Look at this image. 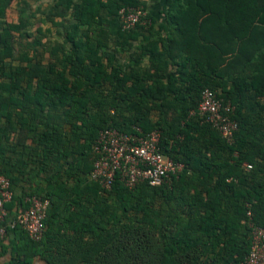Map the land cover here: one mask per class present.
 I'll list each match as a JSON object with an SVG mask.
<instances>
[{"label": "trees", "instance_id": "obj_1", "mask_svg": "<svg viewBox=\"0 0 264 264\" xmlns=\"http://www.w3.org/2000/svg\"><path fill=\"white\" fill-rule=\"evenodd\" d=\"M14 1L0 0L7 221L29 195L51 204L40 240L9 228L0 264H239L264 226V0H53L10 21ZM152 5L165 22L123 28L121 8ZM43 9L51 26L29 29ZM206 88L234 108L232 142L199 111ZM108 126L159 129L183 170L104 189L89 175Z\"/></svg>", "mask_w": 264, "mask_h": 264}, {"label": "built area", "instance_id": "obj_2", "mask_svg": "<svg viewBox=\"0 0 264 264\" xmlns=\"http://www.w3.org/2000/svg\"><path fill=\"white\" fill-rule=\"evenodd\" d=\"M122 26L134 29L139 23H150L148 10L144 7L128 6L120 10ZM234 110L230 103L221 99L211 88L203 91L199 111L205 121L217 128L229 142L234 140L238 122L231 117ZM162 132L154 129L143 133L135 126L133 131H123L113 126L100 130L94 145V167L90 177L104 189H111L119 179L129 188L141 182L162 185L178 175L184 163L175 161L160 146ZM251 168V165H247ZM14 196L11 180L0 173V241L8 235L9 228L21 226L34 240H40L45 231V219L50 199L33 194L27 197L28 207L16 218L7 221L6 204ZM251 247L239 264H264V226L250 222Z\"/></svg>", "mask_w": 264, "mask_h": 264}, {"label": "rangeland", "instance_id": "obj_3", "mask_svg": "<svg viewBox=\"0 0 264 264\" xmlns=\"http://www.w3.org/2000/svg\"><path fill=\"white\" fill-rule=\"evenodd\" d=\"M53 2V0H16L14 1V3L12 4V6L9 8L8 10V20L10 21H17L19 18V14L21 13L22 10L27 9L26 10V14H30L33 12H36L37 8L39 6H42L43 8L48 7V5H50ZM45 9H43L42 11L37 12L36 14H33L32 16V23L28 26L29 29H33L36 31H40L38 30L39 28L41 30L50 27L51 26V22H43V21H39L38 18L40 17H44L45 16ZM37 17V18H36ZM56 28H54V36L56 38L57 33H56ZM58 38V36H57Z\"/></svg>", "mask_w": 264, "mask_h": 264}, {"label": "crops", "instance_id": "obj_4", "mask_svg": "<svg viewBox=\"0 0 264 264\" xmlns=\"http://www.w3.org/2000/svg\"><path fill=\"white\" fill-rule=\"evenodd\" d=\"M147 10H148V12H150L151 14H153L157 18L158 23H163L166 21L165 16L160 12V8H158V6L152 5V6L148 7ZM89 177H90V175H89ZM24 184L26 186L29 185L27 182H25ZM21 186L22 185H20L19 189H21ZM20 209H22V207ZM13 237H14V234H10L5 239H3L2 241L7 244L9 242V239L13 238ZM0 252H1V246H0Z\"/></svg>", "mask_w": 264, "mask_h": 264}]
</instances>
